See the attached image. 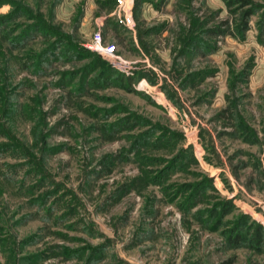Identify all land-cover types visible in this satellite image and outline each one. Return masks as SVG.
<instances>
[{"label": "rangeland", "instance_id": "obj_1", "mask_svg": "<svg viewBox=\"0 0 264 264\" xmlns=\"http://www.w3.org/2000/svg\"><path fill=\"white\" fill-rule=\"evenodd\" d=\"M0 264H264V0H0Z\"/></svg>", "mask_w": 264, "mask_h": 264}, {"label": "built area", "instance_id": "obj_2", "mask_svg": "<svg viewBox=\"0 0 264 264\" xmlns=\"http://www.w3.org/2000/svg\"><path fill=\"white\" fill-rule=\"evenodd\" d=\"M121 2L122 0H119V3ZM85 48L93 53L106 57L113 67L117 68L118 70L123 71L128 65L127 62H125L120 56L116 54V46L114 43L104 42L100 29L93 33L91 39L85 45Z\"/></svg>", "mask_w": 264, "mask_h": 264}, {"label": "trees", "instance_id": "obj_3", "mask_svg": "<svg viewBox=\"0 0 264 264\" xmlns=\"http://www.w3.org/2000/svg\"><path fill=\"white\" fill-rule=\"evenodd\" d=\"M243 23H244V24H243V29L245 30V29H247V24H246V22H244V21H243ZM257 238H258V235H257Z\"/></svg>", "mask_w": 264, "mask_h": 264}]
</instances>
